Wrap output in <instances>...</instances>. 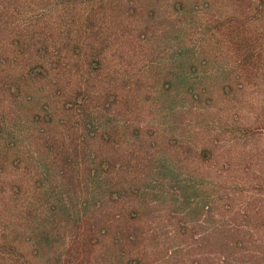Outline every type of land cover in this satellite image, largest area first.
I'll return each instance as SVG.
<instances>
[{"label": "rangeland", "instance_id": "374dc122", "mask_svg": "<svg viewBox=\"0 0 264 264\" xmlns=\"http://www.w3.org/2000/svg\"><path fill=\"white\" fill-rule=\"evenodd\" d=\"M260 6L0 0V180L16 205L42 193L46 214L44 182L102 220L95 264H264Z\"/></svg>", "mask_w": 264, "mask_h": 264}, {"label": "trees", "instance_id": "16d2710c", "mask_svg": "<svg viewBox=\"0 0 264 264\" xmlns=\"http://www.w3.org/2000/svg\"><path fill=\"white\" fill-rule=\"evenodd\" d=\"M256 1L261 5L260 8L264 10V0ZM90 20L91 19H88L86 22L88 23ZM256 51L260 54L259 50ZM251 56H254L253 52L250 53L248 57L250 58ZM252 64L253 67L256 65L254 62ZM1 120L0 118V124ZM99 127V125L93 124L91 121H86V125L83 128L91 135L93 132H96ZM0 131H3L2 126H0ZM21 136L23 138L24 134L22 133ZM3 141L6 145L3 146L5 149H2V152L4 155H7L10 152V149H8L9 141L6 138H4ZM75 147H77V145H75ZM74 151L76 152V149ZM77 156L78 153H75L74 157ZM67 169L68 167L64 166L62 173L64 171L65 174V170L67 172ZM96 169L97 168L87 167V170H89V173L92 175L95 174ZM3 170H5V166L0 163V172ZM74 171L75 173L78 172L77 170ZM74 171H72V174L75 176ZM40 183L38 185L41 186L38 187H43V194L51 192L49 196L52 198V201L47 202L49 208L43 216H40L36 211V209H39L37 202L42 201V198L47 201V198H45L46 196L43 195L41 198V193L38 199H28V204L23 206V209H20V206L16 205L15 201L16 198H19L18 193L20 190L13 193L12 182L9 180L7 183L6 181L1 182L0 180V223H2L0 224V264H35L34 261L28 263L29 260L27 259L30 257H33L35 260L37 259V261H41L42 264H95L94 255L100 243L98 234L105 231L102 220L91 221V217L87 218V216L83 215L81 212L72 210L73 207H75L73 202L71 201L69 203L66 202V200L64 202L57 194H54L56 191L52 184L44 186V182ZM7 186L8 188H6ZM36 196L38 197V194ZM88 201V198H84L80 203L84 211L86 210ZM33 206H35L36 209ZM67 207L71 208V210ZM13 208L18 209L19 215H16L17 217L21 216L19 222H14L13 215L6 216L3 214H8V210H12ZM32 211H35L36 216ZM62 212H64L63 215ZM59 223H64L65 228L70 226L69 241L62 238L60 230L62 226L60 227L61 224ZM25 246L26 248H30L29 258L23 252ZM232 246L240 253L250 252L249 249L243 248L244 244L242 240L235 241ZM222 248V251H226V254L231 251L230 243L228 242H225ZM221 263L237 264L236 262L227 260L224 256ZM194 264H199V262L196 261Z\"/></svg>", "mask_w": 264, "mask_h": 264}]
</instances>
